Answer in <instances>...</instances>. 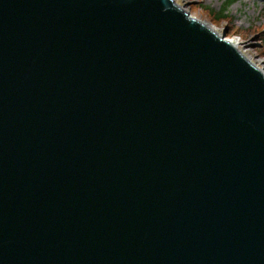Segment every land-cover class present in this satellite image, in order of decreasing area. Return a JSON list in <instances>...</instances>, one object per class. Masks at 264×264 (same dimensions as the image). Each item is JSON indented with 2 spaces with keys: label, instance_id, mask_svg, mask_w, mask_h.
<instances>
[{
  "label": "water",
  "instance_id": "95a60500",
  "mask_svg": "<svg viewBox=\"0 0 264 264\" xmlns=\"http://www.w3.org/2000/svg\"><path fill=\"white\" fill-rule=\"evenodd\" d=\"M227 41L172 0H0V264H264V73Z\"/></svg>",
  "mask_w": 264,
  "mask_h": 264
},
{
  "label": "rangeland",
  "instance_id": "374dc122",
  "mask_svg": "<svg viewBox=\"0 0 264 264\" xmlns=\"http://www.w3.org/2000/svg\"><path fill=\"white\" fill-rule=\"evenodd\" d=\"M172 1L196 20L210 25L225 39L234 41L238 50L264 72L262 36L258 34L264 28V0H236L227 11L228 19L219 23L208 16L206 9L216 13L224 7L225 0Z\"/></svg>",
  "mask_w": 264,
  "mask_h": 264
},
{
  "label": "trees",
  "instance_id": "16d2710c",
  "mask_svg": "<svg viewBox=\"0 0 264 264\" xmlns=\"http://www.w3.org/2000/svg\"><path fill=\"white\" fill-rule=\"evenodd\" d=\"M235 2H236V0H225L224 1V7L221 10H219L218 12L215 13L209 9H206V12L208 13V16H210L212 18V20L216 23H219L221 21H226L228 19L227 11ZM258 34H260L262 36L261 37V49H262L261 55L264 56V28Z\"/></svg>",
  "mask_w": 264,
  "mask_h": 264
},
{
  "label": "bare ground",
  "instance_id": "6f19581e",
  "mask_svg": "<svg viewBox=\"0 0 264 264\" xmlns=\"http://www.w3.org/2000/svg\"><path fill=\"white\" fill-rule=\"evenodd\" d=\"M180 7V6H179ZM181 8V7H180ZM201 23H203V22H201ZM204 25H206V26H208L209 28H211L213 31H215L216 33H217V31L214 29V28H212V27H210L208 24H206V23H203ZM236 49H238L237 47H236V44H235V42L234 41H232V40H228ZM245 56V55H244ZM249 60V59H248ZM250 61V60H249ZM251 62V61H250ZM253 65H256L255 63H253V62H251Z\"/></svg>",
  "mask_w": 264,
  "mask_h": 264
}]
</instances>
